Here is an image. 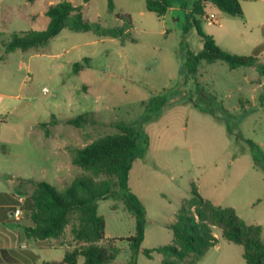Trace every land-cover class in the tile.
Returning a JSON list of instances; mask_svg holds the SVG:
<instances>
[{
  "label": "rangeland",
  "instance_id": "obj_1",
  "mask_svg": "<svg viewBox=\"0 0 264 264\" xmlns=\"http://www.w3.org/2000/svg\"><path fill=\"white\" fill-rule=\"evenodd\" d=\"M113 1L114 11L109 12L107 0H95L83 8V18L109 28L121 25L117 15L132 13L131 41L83 44L93 38L92 33L64 29L46 50L34 53L8 52L5 46L13 33L46 28L40 21L22 19L20 13L37 12L47 2L40 0L28 8L22 6L24 0H0V94L11 98L0 102L17 104L22 111L19 118L8 116L20 136L0 130V138L8 139L0 145V157L14 167L17 158L12 155H27L31 159L24 163L30 162L33 170L30 179L62 191L76 178L91 175L72 165L73 150L116 133V124L141 128L149 147L143 158L133 162L128 185L146 213L142 248L172 244L173 234L165 224L175 221L192 184L213 205L232 208L244 223L259 226L264 244V107L258 100L264 85V70L261 73L259 68V64L264 67V45H255L264 30V0L241 2L251 23L246 25L247 35L228 46L218 38L233 54L258 58V66L230 68L223 61H202L196 73L184 69L188 53L197 54L200 47L192 24L197 16L187 10L193 0H167L181 9L177 20L176 11L158 18L145 10V0ZM138 8L143 15H137ZM206 13L217 17L222 12L209 3ZM200 28L204 33L221 30L205 22ZM75 63L84 69L74 73ZM155 96L175 101L159 117H153L158 110L150 103ZM94 111L98 113L94 124L76 128L68 123ZM23 117L36 121L33 132H23ZM113 189L118 192L117 186ZM97 204L105 219L104 237L118 239L120 247L109 264L128 263L127 239L134 235V218L119 195ZM76 223L73 216L62 237L51 241L52 248L40 251L42 260L59 262L65 250L76 248L70 234ZM212 231L218 238L215 248L198 264H244L242 247L223 239L217 228ZM162 259L157 253L151 258L138 253L136 264H161Z\"/></svg>",
  "mask_w": 264,
  "mask_h": 264
},
{
  "label": "trees",
  "instance_id": "obj_2",
  "mask_svg": "<svg viewBox=\"0 0 264 264\" xmlns=\"http://www.w3.org/2000/svg\"><path fill=\"white\" fill-rule=\"evenodd\" d=\"M88 1L84 0L85 3ZM208 2L222 13L233 17L243 16L240 0H208ZM168 7L170 4L167 0L146 1V9L157 17L164 16ZM107 9L109 12L114 11L113 0H107ZM191 14L197 16L193 17L192 24L202 40L203 48L197 54L188 53L185 70L196 73L197 65L202 61L207 63L223 61L230 68L258 66L256 57L229 53L219 47L211 35L201 30L200 20L205 14L202 1L195 4ZM45 15L49 18V22L44 30L13 33L5 46L6 51L41 53L43 52L41 49H46L50 41L64 29L75 33H92L100 38H114L122 45L131 41L132 25L127 15H117V18L124 22L122 26L107 28L84 20L82 6H74L67 1H60L50 6ZM82 67V64L75 63L73 72L78 73ZM259 68L263 73L264 67L259 64ZM258 100L264 107V85ZM150 103L158 110L153 117H159L175 101L155 96ZM93 117V112L84 113L69 120L68 123L81 128L94 124ZM115 128L116 133L96 139L72 151V165L89 172L90 176L76 178L62 191H57L46 182H33L31 192L23 193V196L26 195L28 216L32 222L30 227L24 228L28 240L59 239L71 218L74 216L77 220L70 230L72 239L77 244L76 248L70 252L66 251L61 262L42 264L113 262L120 251L118 239L104 237L105 219L98 214L97 202L114 195L120 196L126 211L135 221L134 235L127 239L131 256L126 264H136L138 253H142L147 258H151L153 253L162 255L161 264H198L217 243L213 228H217L220 236L226 241L242 247L244 264H264V244L261 241L260 227L244 223L232 208L213 205L198 193L194 184L191 185L189 199L181 204L175 221L167 225L173 234L172 244L156 249L142 248L146 213L138 197L130 190L128 179L133 162L143 158L148 150L149 138L141 128L125 124H116ZM101 176L103 179L98 180ZM114 186L118 187V192H115ZM104 240V243L101 242ZM80 258L83 260L81 263H79Z\"/></svg>",
  "mask_w": 264,
  "mask_h": 264
},
{
  "label": "crops",
  "instance_id": "obj_3",
  "mask_svg": "<svg viewBox=\"0 0 264 264\" xmlns=\"http://www.w3.org/2000/svg\"><path fill=\"white\" fill-rule=\"evenodd\" d=\"M1 1H5V0H1ZM41 1L47 2V6H46L47 9L50 6H53L60 2L58 1L57 3H54L55 0H41ZM94 1L95 0H89L88 2L85 3L84 0H81L80 3H76L78 2L76 0H67V2L73 4L74 6L76 5L82 6V10L83 8L87 7L89 4L93 3ZM146 1L147 0L144 1L145 10H147ZM200 1H202V7L204 9V13L207 14L206 6H208L210 2L205 1V0H193L192 6L191 7L188 6V9L186 8L188 12L192 13L195 4ZM240 1L242 2V0ZM244 1L252 2V0H244ZM38 2H40V0H33L32 2H29L28 0H24L22 6L28 7V8L35 7V5H37L36 3ZM46 7L45 8L42 7L43 9L41 8L37 12L34 10L32 13H28L27 11H24L23 13H20V17L22 19H25L26 21L28 20L35 21V22L40 21L47 27L49 19L46 20L45 18L46 16L45 12L47 11ZM241 7L243 11L242 4H241ZM171 11L177 12V18H175L174 20H177L180 17L181 9L173 8L172 6H170L166 10V13L164 14V16H162V18L165 17V15ZM143 13H144L143 10L140 9L137 15H143ZM122 15H127L130 18L132 28L135 27V22L133 20L132 13H129V12L128 14L122 13ZM38 18H40V20H38ZM158 18H161V17H158ZM217 18L219 19L220 24L214 25V26L218 27V29H221V30H216V31L208 30L206 34L211 35L214 38L217 45L221 47L223 50L229 53H232V51L228 49L231 47H225V45L220 43L219 39L223 41L224 43L226 42L225 44L228 46L231 40H234V39L240 40V38L247 35L249 31L246 29V25L249 26L251 23H249L248 20L245 18L244 11H243L242 17H233L225 13H221V16H217ZM117 19L121 21V25H119L118 27L122 26L124 24L123 20L119 18ZM200 21L201 23H203L202 20ZM235 27H237L236 30H235ZM16 33H22V32H16ZM83 33H87V32H80L76 34H83ZM92 36H93L92 39H88V40L84 39L85 41H83V44H87V43L95 44L97 42H103V41H118L117 39H114V38H100L94 34H92ZM199 44H200L199 45L200 46L199 52H200L203 48V43L201 39H200ZM255 45L257 46L264 45V30H262V33H261L260 43H256ZM73 47L74 46L70 47L69 49H67V51H70ZM258 62H260L259 59H258ZM83 69L84 67H82V70ZM80 71L81 69L78 71V73ZM0 99H11V98L10 97L8 98L7 96L3 94H0ZM13 99L15 102L17 97ZM96 112L97 111H94L93 113L98 114ZM21 114H22V111L19 105L14 104V103L11 105H8V104H4L0 102V130L8 132V133L12 131V133L16 134L17 136H20L17 131L19 128L15 129V124L10 123V121L8 120V116L16 115V117L19 118ZM23 115H24V112H23ZM93 118H94V121L97 120L95 117ZM23 119H24L23 123H25L24 126L21 127L23 132L24 130L26 133L33 132L37 126L36 121H30L26 119L25 117H23ZM98 119H99V116H98ZM6 140L8 139L0 138V145L6 144L7 142ZM12 156L17 158L16 160L13 161L15 162L13 164L14 167H10L9 165H7L4 161L5 158L0 157V264H42L43 262H48V261L42 260L39 253L41 250H46L48 248L51 249L52 247L50 243L52 240L31 241L27 239L24 233V228L30 227L32 225V222L28 216L26 195L23 196V193L25 192L30 193L32 183L37 182L33 179H30L29 177L31 176L30 175L31 171H33L30 162L27 165L24 163V161L26 160L30 161L31 158L28 157L27 155H21V154H15ZM3 179H6V180L4 181ZM18 198H23V202L21 204L18 202ZM16 209H20V211L22 212V215L18 218L14 216V210ZM168 224L170 223L165 224L166 228ZM215 237L218 240L217 236ZM61 247H64V246L61 245ZM213 248H215V246Z\"/></svg>",
  "mask_w": 264,
  "mask_h": 264
},
{
  "label": "built area",
  "instance_id": "obj_4",
  "mask_svg": "<svg viewBox=\"0 0 264 264\" xmlns=\"http://www.w3.org/2000/svg\"><path fill=\"white\" fill-rule=\"evenodd\" d=\"M201 19L203 22H205L209 26L220 24L219 19L213 13L204 14L201 17ZM44 91H47V89L45 88ZM18 202L21 204L23 202V198H18ZM21 215H22V212L20 211V209L14 210V216L16 218L20 217Z\"/></svg>",
  "mask_w": 264,
  "mask_h": 264
},
{
  "label": "water",
  "instance_id": "obj_5",
  "mask_svg": "<svg viewBox=\"0 0 264 264\" xmlns=\"http://www.w3.org/2000/svg\"><path fill=\"white\" fill-rule=\"evenodd\" d=\"M205 1H208V0H205Z\"/></svg>",
  "mask_w": 264,
  "mask_h": 264
}]
</instances>
